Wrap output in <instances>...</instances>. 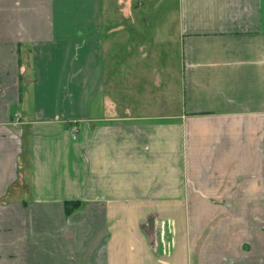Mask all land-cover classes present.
<instances>
[{"label":"crops","instance_id":"0c3cea01","mask_svg":"<svg viewBox=\"0 0 264 264\" xmlns=\"http://www.w3.org/2000/svg\"><path fill=\"white\" fill-rule=\"evenodd\" d=\"M0 264H264V0H0Z\"/></svg>","mask_w":264,"mask_h":264},{"label":"trees","instance_id":"16d2710c","mask_svg":"<svg viewBox=\"0 0 264 264\" xmlns=\"http://www.w3.org/2000/svg\"><path fill=\"white\" fill-rule=\"evenodd\" d=\"M79 206L78 202H65V212L70 213Z\"/></svg>","mask_w":264,"mask_h":264},{"label":"rangeland","instance_id":"374dc122","mask_svg":"<svg viewBox=\"0 0 264 264\" xmlns=\"http://www.w3.org/2000/svg\"><path fill=\"white\" fill-rule=\"evenodd\" d=\"M112 7H113V2H112V4H111V2H110V4H108L107 3V6L105 7V14L107 13V14H109V13H112L113 11H114V9H112ZM106 16V15H105ZM108 16V15H107ZM112 20V17L111 18H109V19H107V22H110Z\"/></svg>","mask_w":264,"mask_h":264},{"label":"built area","instance_id":"2783aa9c","mask_svg":"<svg viewBox=\"0 0 264 264\" xmlns=\"http://www.w3.org/2000/svg\"><path fill=\"white\" fill-rule=\"evenodd\" d=\"M76 138V131H73V139Z\"/></svg>","mask_w":264,"mask_h":264}]
</instances>
